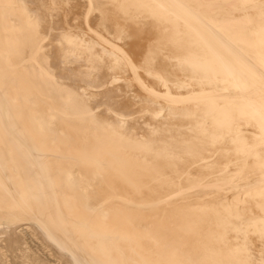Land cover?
<instances>
[{
  "label": "bare ground",
  "instance_id": "bare-ground-1",
  "mask_svg": "<svg viewBox=\"0 0 264 264\" xmlns=\"http://www.w3.org/2000/svg\"><path fill=\"white\" fill-rule=\"evenodd\" d=\"M0 38L1 218L73 264H264V0H0Z\"/></svg>",
  "mask_w": 264,
  "mask_h": 264
},
{
  "label": "rangeland",
  "instance_id": "rangeland-1",
  "mask_svg": "<svg viewBox=\"0 0 264 264\" xmlns=\"http://www.w3.org/2000/svg\"><path fill=\"white\" fill-rule=\"evenodd\" d=\"M2 45H3V43H2V40L0 38V48L2 47ZM0 75H1V84L2 85H6V82L12 76V73L9 71V67H7L6 61L2 59L1 55H0ZM23 82H25V80H23ZM98 107H101L100 103L99 104H96V107L95 108H98ZM32 129L34 131H36L35 127H32ZM87 154H90V153L88 152V153H85L84 155H87ZM1 201H2V203H5L6 202V195L4 193H2V195H1ZM74 214H75L74 227L76 229H78V231H81V232H94V233H96V235H97V242L104 249L114 251L115 253L119 254V256H121L126 261H131L133 259H136V258H138V254H141V251L139 249H137L138 241H136L135 239L133 240L132 238H130V237L124 235V234L117 233V232H138V235H139V232H142L140 229H132V228H128V227L125 228L122 225L119 226V224L116 227L115 223H111L109 226L104 225L105 226L104 229H96L94 227V225H93V223H92V221H91V219H90V217H89V215L87 213L86 214H82V213H80V210H74ZM0 223L3 224L2 226H0V229H1V231H0V237L1 238L0 239H2L3 237L5 238L6 236H8L7 231L9 233V232H13L14 229L15 230L16 229L17 230H20L21 228H24V230L27 229V231L25 230L26 232L25 231H22V233H24V232L26 233V235L22 234V235H24V237L22 236V239L24 238V240H22V241H23V243L28 244L27 247L31 249V251H30V249H28L29 250L28 251V254L30 253L29 255H31V256H29V257H31V258L26 257V258H28L27 260L30 261L32 259V257H33L32 255H35L37 257V259L40 260V258H41L40 261L38 260L40 262L39 264H41V263L42 264H46L47 263L46 262V259H47V261L48 260L49 261L51 260L50 262L48 261L47 264H50V263L51 264H55V263L56 264H63L65 262L64 261V258H65V260L67 259L64 264H67L69 262V259L67 258V255L65 254V252H63L60 249H58L52 242H50L48 239H46L43 236V234H41L42 232L39 231L40 229L38 227H35V225L32 226L31 223L29 224V223H25L23 221L16 220L10 214L5 215L2 218L0 217ZM25 225L28 226V227L26 228ZM20 226H21V228H20ZM29 226L30 227L32 226L31 227L32 229H30ZM5 227H7V229L5 230L6 232L3 231L5 229ZM33 228H34V230H33ZM28 229H30V231ZM120 230H123V231H120ZM2 232H3V234L5 232L6 235L5 234L3 235ZM36 234H38V235H36ZM42 236L44 238H41ZM140 236H141V233H140ZM4 238L0 241V248H2V249L5 250L6 247H7L6 245L8 243V240H7V237L5 239ZM147 238H149V237H147ZM43 239L45 240V242L43 241L44 243H41L42 242L41 240H43ZM3 240H7L6 241V244H5V241H3ZM1 243H3L2 244L3 247H1ZM47 243L49 245L51 243V245L48 247L47 246ZM8 246H10V245H8ZM2 249H0L1 250L0 253L1 254L4 253V255H7V256H3L5 258L4 259L5 261L3 260L4 262H2L1 259L3 258L2 257L3 254L2 255L0 254V256H1L0 257L1 258L0 259L1 260L0 261V264L1 263L6 264V262H7L6 260H8L9 258L10 259L8 260L7 264H9L10 261H11L10 264H13L12 259L14 257L11 258L13 256L12 255L13 252L10 251V253H12V254H10L8 252L9 251L8 249H10V248L6 249V250H8L7 251L8 254L9 255H12V256H9L8 257V254L6 252H3ZM57 255H58V258H60L59 255L63 256V259L62 258L58 259L57 258ZM42 258L45 260L46 263L44 261H43L44 263L41 262L42 261ZM16 260H18V259H16ZM27 260L23 259L21 261L23 262V264H34V262L36 264V261H37V260L34 259V257H33V261L31 260L30 262L29 261L27 262ZM38 261H37V263H38ZM24 262H26V263H24ZM69 263L70 264H73L71 261ZM152 263H153V261H152ZM14 264H16L15 261H14ZM153 264H179V263H161V262H155Z\"/></svg>",
  "mask_w": 264,
  "mask_h": 264
}]
</instances>
